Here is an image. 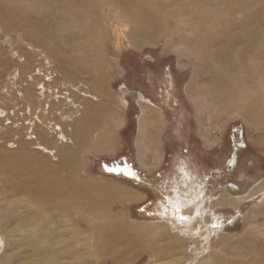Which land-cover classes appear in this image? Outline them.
<instances>
[{"label":"rangeland","instance_id":"obj_1","mask_svg":"<svg viewBox=\"0 0 264 264\" xmlns=\"http://www.w3.org/2000/svg\"><path fill=\"white\" fill-rule=\"evenodd\" d=\"M262 100L264 0H0V264H264Z\"/></svg>","mask_w":264,"mask_h":264},{"label":"bare ground","instance_id":"obj_2","mask_svg":"<svg viewBox=\"0 0 264 264\" xmlns=\"http://www.w3.org/2000/svg\"><path fill=\"white\" fill-rule=\"evenodd\" d=\"M262 99V98H261ZM259 100V99H258ZM262 101H264V100H262ZM255 102L256 103H258V104H260L261 102H259V101H257V100H255ZM257 104V105H258ZM261 104H263V103H261ZM256 106V105H255ZM261 108H262V106H261ZM260 112V111H259ZM258 115V114H257ZM261 119V118H260ZM160 120V119H159ZM36 128V127H35ZM22 134V133H21ZM84 135H82V136H80V137H78V142H81L82 140H83V137ZM9 145H12V144H9ZM27 155V154H26ZM159 157V155L156 157V158H158ZM20 158V157H19ZM32 159V158H31ZM10 160V159H9ZM38 160V159H37ZM33 163H32V165L33 166H36L35 168H37V167H40V166H42V165H45V164H43L42 163V161L41 162H37V161H35V159L32 161ZM68 162V161H67ZM37 164H38V166H37ZM12 167V166H11ZM25 168V167H24ZM43 168V167H42ZM60 168L62 169V167H60V166H55V167H52V166H49V167H45L44 169L47 171V172H50L49 173V175L46 173V175L45 176H48V177H52V175H53V177H54V181H58V184H61L60 186H62V184L63 183H65L66 182V178L65 177H62V176H59L58 177V175H60L58 172L60 171ZM29 169V168H28ZM64 169V168H63ZM37 170V169H36ZM41 169H39V171H40ZM41 171H43V170H41ZM28 172V171H27ZM30 172V171H29ZM29 174V173H28ZM43 174V173H42ZM184 174H186V172L184 173ZM32 176H34V175H32ZM45 176H40L39 177V180H47V178H45ZM70 177V176H69ZM181 177V176H180ZM30 180V179H29ZM77 180V179H76ZM52 181V180H51ZM53 181V182H54ZM69 182V181H68ZM75 182V181H74ZM78 182H80V181H78ZM78 182H76V184H75V188L77 189V192H78V194L79 195H82V191L84 190V188H86V187H88V185L87 186H85L83 183H78ZM44 183V182H43ZM48 183V182H47ZM55 183V182H54ZM30 184H32V183H30ZM40 184V183H39ZM57 184V183H56ZM86 184H88V183H86ZM44 185V184H43ZM46 185V184H45ZM64 185V184H63ZM89 185H91V183L89 184ZM65 187H66V183H65V185H64ZM50 187H51V185H50ZM43 188V187H42ZM67 188V187H66ZM89 188V193H90V196L88 197V200H87V202H85L86 204H88L89 203V205H87V206H89V208H91V210L92 211H98V209H99V207H101L102 209H106V205H108L107 204V202L106 201H104V199H103V197L104 196H109V197H113V199L114 198H116L117 197V195H120V193H121V190L123 191V189H121V188H119V187H117V186H113V185H109V186H102V185H100V184H93L92 186H90V187H88ZM90 188H91V191H90ZM44 189V188H43ZM121 189V190H120ZM67 191V190H66ZM66 191H64L63 190V188L61 189V187L59 188V186H54V187H52V192H53V194H54V196H57V198H56V201L57 202H59L58 204H60V206H61V203L63 202V199H65V201H66V205L67 206H70V205H73V203H74V201H73V199H74V195H72V197H69V196H67V194H66ZM87 191V194H88V190H86ZM189 191V190H188ZM64 192H65V197L63 198V194H64ZM180 193V192H179ZM123 194H124V196H127L128 194L127 193H125L124 191H123ZM123 194H121V195H123ZM198 194V193H197ZM59 195H60V197H59ZM77 195V194H76ZM85 196H86V194H84ZM194 196H195V194H194ZM198 197V196H197ZM35 198V197H34ZM76 198H77V196H76ZM80 199L82 200V198L80 197ZM106 199H107V197H106ZM40 200V199H39ZM51 201H53V200H50L49 202H51ZM191 201H194V198L193 199H191ZM80 202V201H79ZM111 202V201H110ZM179 202V201H178ZM43 203V202H42ZM42 203H40V206L42 205ZM83 203V202H82ZM174 203H176V201L174 202ZM199 203H201V202H199ZM85 204V205H86ZM45 205V204H44ZM109 205H111V203L109 204ZM190 205V204H189ZM198 206H199V204H198ZM187 207V206H186ZM109 208H110V206H109ZM173 208L175 209V210H177V212L178 211H180L181 213L178 215V220H181L183 223H188L187 222V220L185 221L184 220V217H183V215L185 214L184 212V214H182V209H179L178 207L176 208V207H174V205H173ZM79 209H80V211L82 212L83 210H84V208H80L79 207ZM108 209V208H107ZM106 209V210H107ZM173 209V210H174ZM185 210V209H184ZM100 211V210H99ZM98 211V212H99ZM105 211V210H104ZM111 211V210H110ZM103 211H101V213H102ZM106 212V211H105ZM172 212H174V211H172ZM46 213V212H45ZM179 213V212H178ZM194 215H199V213H200V210L198 209V208H196L195 210H194ZM97 214V213H96ZM99 214V213H98ZM114 214L115 215H113V214H111V215H108V218L110 219V220H107V219H105V218H101V220H102V222H104L103 223V225H105V230L104 231H102L101 230V233H99V231L97 230L96 231V235L97 236H99V237H103L104 239H106V241H107V245H108V242H109V244H111L110 246L108 245V247L105 249V251H103V252H101L100 251V254H104V252H106V253H113L114 251H116V254L115 255H113V257L112 258H117L118 257V255L119 254H121V252L123 251L124 253L126 252V250H128V248L132 245V243H133V240L135 241V239H134V231H132V228H129L128 226H126V224L124 223V221H122L120 218H117L118 216H116V213L114 212ZM47 215H48V213H47ZM84 215H85V213H84ZM102 215V214H101ZM61 216V215H60ZM89 216V215H88ZM92 217H93V215H92ZM120 217V216H119ZM176 217V216H175ZM82 218V217H81ZM89 218V217H88ZM177 218H176V220H177ZM35 219V218H34ZM49 219V218H48ZM86 219V218H85ZM188 219V218H187ZM44 220V219H43ZM43 220H41V222L43 221ZM83 220V219H82ZM30 221V220H29ZM26 222L25 224H24V229L23 228H21V227H19V228H17V227H15V228H17L16 230H18L19 231V229L20 230H22V231H28V228H30V227H35V226H38L39 224H37L35 221L34 222H32V223H30V222ZM84 221V220H83ZM217 221V220H216ZM23 222H24V220H23ZM22 222V223H23ZM87 222V221H86ZM88 224H89V222H87ZM98 224V223H97ZM218 224V223H217ZM41 226V225H40ZM75 226V225H74ZM101 226V225H100ZM130 226V225H129ZM135 226V225H134ZM137 226V225H136ZM189 226V225H188ZM217 226H219V224L217 225ZM43 227V226H42ZM131 227V226H130ZM88 228V227H87ZM136 228V227H135ZM212 228H214V227H212ZM13 229V228H12ZM34 229V228H33ZM133 230H135V229H133ZM137 230V229H136ZM182 230H188V227L187 226H185V227H183V229ZM13 231H15V230H13ZM91 231V230H90ZM148 231V230H147ZM196 231V230H195ZM7 232V231H6ZM91 233V232H90ZM99 233V234H98ZM136 234V233H135ZM138 234V233H137ZM148 234V233H147ZM33 235V234H32ZM178 235V234H177ZM156 236V235H155ZM34 237H35V235H33L32 236V238L34 239ZM76 237V236H75ZM91 237V236H90ZM142 237V236H141ZM146 237V236H145ZM153 237V236H152ZM135 238H138L137 236L135 237ZM54 239V238H53ZM149 239V238H148ZM32 240V239H31ZM35 240H36V242H34L35 243V245H33V243H30L31 245L30 246H32V250H33V252L34 253H38L39 251H42V250H46L47 249V247H46V245H44V247H41V248H39L38 246L40 245V244H42L41 242V240H40V238L38 239V238H35ZM95 240V239H94ZM139 240V239H138ZM138 240H137V242H138ZM38 241V242H37ZM47 241V240H46ZM142 241V240H141ZM136 242V241H135ZM134 242V243H135ZM136 242V243H137ZM171 242H172V240H171ZM146 244H147V242H145ZM149 243V242H148ZM138 244V243H137ZM136 244V245H137ZM141 244H142V242H141ZM151 244V243H150ZM172 244V243H171ZM50 245V244H49ZM177 245H178V243H177ZM51 247L53 246V244H51L50 245ZM104 246V245H103ZM171 246H173V245H171ZM54 247V246H53ZM102 247V246H101ZM49 248V247H48ZM55 248H57V246L55 247ZM54 248V250H55V252L57 251V249H55ZM174 248V247H173ZM133 249V248H132ZM139 250V249H138ZM173 250V249H172ZM51 252H53V249H52V251ZM55 252H53V253H55ZM97 252H99V251H97ZM53 253H51V254H53ZM115 253V252H114ZM108 254V255H109ZM54 255V254H53ZM107 255V254H106ZM11 256V255H10ZM100 256V255H99ZM98 256V257H99ZM122 256V255H121ZM9 258V257H8ZM50 259V258H49ZM53 259V258H52ZM46 260H48V259H46ZM11 261V260H10ZM50 261H53V260H50ZM49 261V263L50 264H55L56 262H55V259H54V261H53V263H51ZM223 261V260H222ZM209 263V262H208Z\"/></svg>","mask_w":264,"mask_h":264},{"label":"flooded vegetation","instance_id":"obj_3","mask_svg":"<svg viewBox=\"0 0 264 264\" xmlns=\"http://www.w3.org/2000/svg\"><path fill=\"white\" fill-rule=\"evenodd\" d=\"M151 79V81L152 80H154V77L151 75V74H149V73H146L144 76H138L137 77V83H142V82H146V81H149ZM131 179H132V176H131ZM136 180H138V179H136ZM139 181V180H138ZM143 191L146 195H147V190H149V188L146 186V185H143L142 187H141V189H140V191Z\"/></svg>","mask_w":264,"mask_h":264},{"label":"water","instance_id":"obj_4","mask_svg":"<svg viewBox=\"0 0 264 264\" xmlns=\"http://www.w3.org/2000/svg\"><path fill=\"white\" fill-rule=\"evenodd\" d=\"M227 185L230 186V187H233V188L236 187V185H235V184H232V183H228ZM222 227H223V224H221V228H222Z\"/></svg>","mask_w":264,"mask_h":264}]
</instances>
